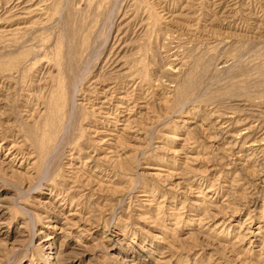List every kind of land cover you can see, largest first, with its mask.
I'll return each mask as SVG.
<instances>
[{
  "label": "rangeland",
  "instance_id": "rangeland-1",
  "mask_svg": "<svg viewBox=\"0 0 264 264\" xmlns=\"http://www.w3.org/2000/svg\"><path fill=\"white\" fill-rule=\"evenodd\" d=\"M0 264H264V0H0Z\"/></svg>",
  "mask_w": 264,
  "mask_h": 264
}]
</instances>
